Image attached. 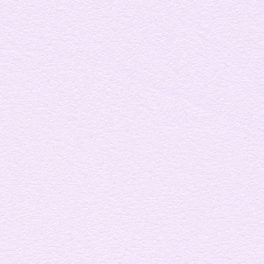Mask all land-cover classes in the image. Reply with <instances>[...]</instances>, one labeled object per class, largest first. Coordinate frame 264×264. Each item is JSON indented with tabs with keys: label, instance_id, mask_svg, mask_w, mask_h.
<instances>
[{
	"label": "snow or ice",
	"instance_id": "1",
	"mask_svg": "<svg viewBox=\"0 0 264 264\" xmlns=\"http://www.w3.org/2000/svg\"><path fill=\"white\" fill-rule=\"evenodd\" d=\"M0 264H264V0H0Z\"/></svg>",
	"mask_w": 264,
	"mask_h": 264
}]
</instances>
